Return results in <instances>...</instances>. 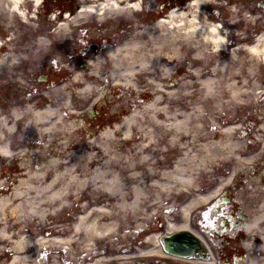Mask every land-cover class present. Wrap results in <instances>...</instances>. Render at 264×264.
Here are the masks:
<instances>
[{"label": "bare ground", "instance_id": "1", "mask_svg": "<svg viewBox=\"0 0 264 264\" xmlns=\"http://www.w3.org/2000/svg\"><path fill=\"white\" fill-rule=\"evenodd\" d=\"M6 1L10 9L21 16L20 20L29 19L22 9V0ZM88 2L93 5H89L87 9H98L102 14L99 18L101 22L106 20V15L115 14L114 19H111L114 22L119 19L115 16L129 17L133 10L140 9L138 3L129 6L127 3L121 4L115 0H89ZM4 3L5 0H0V10ZM210 3V0H194L188 6L187 11L172 13L166 20L158 21L153 28L143 32L142 37L145 36V38H141L140 34L136 33L130 45L123 46L121 49H113L109 53L110 78L115 84L134 85L129 80L130 78L137 74L151 72L158 73L166 81L173 77L172 67H169L167 63L170 65L182 63L183 50L186 47L193 48L194 58L207 63L211 56H215L219 53V49L225 46L226 40L210 18L202 16V9ZM84 10L86 9L75 17L74 24H78L87 17ZM69 20L72 22L71 19ZM249 22L253 23L254 19L250 18ZM68 24L58 28L60 33L66 36V42L71 40ZM241 53L245 56H241ZM3 61L13 65L14 59L7 55ZM102 65V62L94 65L92 70L94 76L101 73ZM263 65L264 35L248 47L242 46L240 49L232 50L230 59L218 61L212 68L211 76L203 79L199 84L196 81L180 82L179 90L166 93L160 83L151 81L157 91L162 92V95L147 105V108L134 111L124 118L116 127L117 132H115V136L121 133V143L127 147L129 143L138 138L137 156L135 158L127 156L124 150L121 152L123 154L112 150L115 137L101 131L98 138L93 139V143L99 147L97 153L87 156L89 161L86 163L88 166L104 155L108 157L102 167L93 168V172L95 169L98 172L97 179L80 183L81 178L87 176L89 172L83 170L77 173L79 169L74 164L67 167L62 174H51L50 181L43 183L48 174L60 166V158H49L46 164H34L37 168L31 167L28 174L21 175V178H25L23 183L19 184V188L23 189L22 192L11 191L7 194L9 197L0 198V243H8L11 239L7 231L9 218H12L14 226L26 225L32 220H37V223L42 225L49 216H52V213L65 209L67 205H71L70 202L82 196L99 201L115 200V205L112 206V211L100 209L89 212L86 217L82 218L74 235L69 239L40 237L32 240L23 234L25 227L19 229L14 236L19 237L21 234L23 236L19 237L10 248L13 254L8 264H55L56 254L66 252V250L74 258L89 255L99 243L117 236L122 223L133 225V228L127 227L126 237L133 230L140 229L141 224L145 223L142 216L146 202H150L151 216L161 217L168 221L166 233L187 231L191 229L188 224L189 217L204 207L215 205L216 208L217 199L221 197L220 195L217 198L218 189H211L216 186L215 181L217 184L221 182L211 176L204 188L200 184L202 176L204 177V174L209 171L212 173L220 171L225 165H229V169L222 173L219 172L220 181L225 183L222 185V190L225 194L228 190H232V195L235 196L234 203L243 207L241 214L249 219L243 229L247 237L243 243V249L248 251L251 243H256L252 246L255 251H248L247 256L239 264H264V187L262 186L264 182L260 183L251 178L250 183H245L240 188L236 186L234 191L235 181L229 182L231 178L235 180L240 176L238 169L241 166H252L258 159L256 157L243 158L245 147L242 144V135L237 129L227 132L218 130L216 117V114L223 108L227 110L228 119L232 116L238 117L240 110L244 107L256 110L261 116L264 115V112L262 113L264 101L260 100L262 81L257 78L258 69ZM195 74L199 77L200 72L195 71ZM72 80L78 84L81 82L78 75ZM84 85L87 86L80 95L82 97L89 94L94 95V90L87 83ZM69 86L68 84L63 89H56L54 92L58 96L64 93L66 96L69 94L66 91ZM187 88L195 90L187 91ZM180 92L184 93L180 94ZM165 95L182 104L193 105L191 112H185L181 108L169 112L167 106H159ZM203 101L207 102V111L210 113L205 122L198 120L204 112L203 107H206V104L199 105ZM64 103L68 106L67 101ZM61 117L62 114L58 109L48 107L41 111H33L31 106L12 111V118L16 121L1 117L0 158L10 156L7 147L4 146V138L7 135L12 137L18 135L14 133L15 126L18 122L25 120L19 137L29 140L32 149L36 147L41 149L36 158L42 159L45 151L55 146L56 141L51 130L58 129L57 134H60ZM67 118L73 120L71 115H67ZM71 122L66 128L76 132L79 126L75 121ZM135 124L139 129V136L134 133L130 137ZM44 126L48 127L43 128ZM258 133H260V138L257 140L264 141V123L261 124ZM44 137L53 140L47 148L43 145ZM56 146L58 147V144ZM51 151L49 150V154ZM167 151L179 152L181 156L171 170H164L169 163L168 158L160 157L164 156ZM84 159L87 160L83 157L82 160ZM82 167L83 165L80 164L79 168ZM112 167L115 168L111 169ZM198 188H200L199 194L190 200L191 196H194V189ZM185 192L190 193L191 196ZM221 204L222 202L220 206ZM21 209L29 210L32 214L24 215ZM180 217H183V221L176 224L173 220ZM157 231V228H153V233L146 238L147 242L141 245L142 248H147L146 245L151 244V247L149 245V248L145 250L140 249L137 256L170 258L179 261L161 249ZM120 241L123 240L120 239ZM32 250V255L26 256ZM101 262L98 261L97 264ZM190 262L200 264L198 261Z\"/></svg>", "mask_w": 264, "mask_h": 264}, {"label": "rangeland", "instance_id": "2", "mask_svg": "<svg viewBox=\"0 0 264 264\" xmlns=\"http://www.w3.org/2000/svg\"><path fill=\"white\" fill-rule=\"evenodd\" d=\"M171 1L173 0H142V11L138 13H133L131 17L124 18L125 20L120 22H118V20L114 22L106 20L101 24H97L91 18H88L85 20L87 21V23L85 25H81L84 22L81 21L80 27H76V31L72 29L71 32V42L73 46H70V51L71 49L74 50L73 56L69 57L63 55V57L59 59V62H57V66L59 67L57 68L58 72L54 73V78H50L45 83H38L37 79H39V76L41 74H45L43 70L49 66V58L47 57V54H45V52H37L35 42L32 44L28 43L29 46L24 45L21 48V51L25 52L29 57V59L27 58L28 66L26 65V68H29L30 65L34 66L33 68H29V71H31L34 76L33 85H31V87L32 90L35 87V90L31 91L30 88H28V90L22 91L19 87H17L19 90L17 93L18 100L24 99L26 96L25 94L27 92H30V95L34 96L32 97L31 101H34V98L38 97V104H35L38 107L46 105L45 103H49L52 106H59L57 100L58 95L55 94V92L52 93L51 89H48L46 85L50 84L51 81H58L59 78L61 79V75H66V73L61 70V67L66 66L67 62L69 64L71 63V67L75 64L74 75L76 73V75H78L82 81L85 80L86 83L92 88V90H94V95H88L82 98L79 94L74 93L73 97V86L71 85V88L69 89V94H67L69 95L67 101L70 102L71 107L74 106L76 108L77 113L73 116V120L67 117H61V125L59 128L60 134H57L59 131L58 129L51 130V133L54 135V138L56 137L54 139L56 141V150H52L49 154L50 148L47 149L45 151L44 157L40 160L39 158H36V155L41 151V149H38L37 147L32 149L29 140L23 139L18 136L20 134L19 132L18 135L14 136V138L9 135L4 138V146L7 147L10 156L9 158L0 159V198L9 197L7 196V194H10L11 191L22 192L23 189L19 188V184L23 183L25 178H21V175L28 174L31 167L37 168L34 166V164H46V161H48L49 158L53 157H55L56 159L60 158V166L57 168V170H52L46 177V181H43V183H47V181H50V177L52 176L51 174H62L67 167H71L74 164L76 168L79 169L76 171L77 173H81L83 172V170H87L89 172L87 176H83L81 178L80 183H83L85 181H91V179H97L98 172L96 171V169L93 172V168L99 169V167H102L108 157H101L97 159L94 164L86 166V163L89 161V155L92 153H97L96 150H91L92 146L88 143L90 141L89 138L96 136L102 130H104L105 132L108 130H114V127H116L117 125L119 126L122 120L126 118L130 114V112H132L133 110L139 111L143 107H148L147 105L153 103L155 101L154 97L157 94L155 90L156 87L151 85L148 79L160 83L162 88L164 87L169 90L173 87L172 89L179 90L180 82L187 83L191 80L185 74L187 70L184 71V68L194 67L195 70L201 72V74L203 75H201V79H196V82L199 80L202 81V79H205L207 74L210 75V73L212 72L211 66H213L218 59L227 57V55L219 53V56L221 57L216 56L217 54L213 57L211 56L210 60L207 63L196 62L192 58L193 48L186 47L183 50L182 63L179 64L183 65V67L176 66L174 67V69H172V72H177V75L174 76L176 79L173 78L171 81H164L158 73L146 72L143 74H137L129 79L134 85L115 84L113 79H111L109 76L110 67L105 52L111 50L114 46H116L118 43H121L127 38L130 39L129 41H132L131 38L135 30V24H152L158 21V18L167 19V17L172 13H183L187 11V9H183L187 5L179 4V2L176 3V5H174L172 8H179L183 10L171 11L170 7L168 6ZM259 3L260 0H211L210 5L202 9V16L210 18V21L216 25L217 23H219L222 26V31L224 32L223 34V32L221 31V34H223L224 37L226 35L228 36V44H230L231 46L234 45V47L240 49L242 47L240 45L241 40L245 39L244 41H253L255 32H258L260 29L264 28V10L259 7ZM250 9L254 10L255 13H252L254 16H256L257 14H261V19L259 20L260 22L258 21L256 26L244 20H241L239 24L235 26L232 25L236 19L242 18L243 12H250ZM131 32L132 34L130 35V37H128ZM73 42H75V44ZM91 45H97V48L94 52L88 50ZM14 49H18V47L15 46ZM83 51L85 52L82 53ZM34 52H36V54H34ZM241 56H245V54L241 53ZM67 57L69 58L68 60ZM37 61L41 65L43 63V66L40 69L38 65H36ZM87 61H91L93 63V66H89ZM100 62H104L101 70V72L103 71L104 74L100 75L99 73V77H96L92 74V70L94 68V65L99 64ZM50 71L52 73V70ZM148 74H151L152 77H148L147 79L145 76H147ZM182 74H184V76L178 77L177 79V76ZM66 77L67 76H64L61 79V84L66 79ZM257 78L262 81L260 90L263 94V67H260L258 69ZM16 79H24V77L20 75H14L13 79H10L9 82L6 83L7 86H15L16 84H14L13 81H15ZM69 81L71 84V79ZM172 84H174V86H171ZM66 85L67 84H65L64 87ZM57 89H61V87ZM45 90V95L47 98H44L47 99V101L44 100L42 95V92H44ZM192 90L195 89L187 88V91ZM105 92H107V94ZM162 99L163 101L160 105H166L168 107L169 112H172L174 109L179 108L180 104L182 103L180 101H174L167 96ZM98 100H100V102H98ZM262 101H264V99ZM203 104H206V107H203L204 112L201 113L202 115L198 119L201 122H205L206 118L210 116V113L207 111V102L203 101L199 105L202 106ZM183 105V109L188 112H190L191 106H193H188L186 103H184ZM89 109H93L94 111L101 113V117L98 121L94 119L95 115L93 116V118L88 116ZM240 112V116H232L230 119H228V113L225 108L221 109L216 114L217 125L219 126L226 125V122H233L237 124V128H240V125H242V130H239L238 133L242 135V144L245 147L243 158L256 157V159H258V161L251 166L252 170L254 167L258 168V171L255 172V174L252 173L250 169H247L246 165L241 166L238 169L240 179L239 177L236 179V184L233 187V191L235 190L236 186L240 188L243 184L250 183L252 176H255V178H253V180L255 181H259L261 179L263 180V176L260 175V171L262 163H264V152L263 149L260 147L259 141L256 139L260 138V133H258V128L260 125L259 113L256 110L246 109L245 107L240 110ZM263 112L264 110L262 109V113ZM65 114L67 116V113ZM82 115L85 116L86 120L83 124L80 122V119L83 117ZM71 121H75V123L80 127L79 131L72 132L71 130L66 128L68 124L72 123ZM88 122L90 124H88ZM197 123L200 124V122ZM107 124H110V126H107ZM87 125L89 128L92 129L89 130V132L87 130ZM82 126L83 128H81ZM18 127L21 128L22 123H19ZM46 127L48 126H44L43 128ZM62 128L66 129L61 130ZM89 133H92V135L90 136ZM106 134L110 133L107 132ZM111 135L114 136L115 133ZM137 135L139 136V134ZM120 137L121 133H118L115 136V141L112 150L120 154H123L121 152L124 150L127 156L130 155L135 158L137 156L136 147L139 143L137 141L138 138L135 141L129 143V147H127V145H122ZM44 139L49 140V138L46 137H44ZM246 139L252 140V142H248L246 141ZM20 142L23 143L21 144ZM64 142L65 144H63ZM160 142L163 143V141ZM49 143L50 142L44 141L43 145H45V148L49 147ZM56 144H58V147L60 145V148H58ZM250 144H252V146H250ZM261 152L262 154H260ZM178 156L179 154L177 152L175 153L173 151H167L164 156L160 157H168V167H170L169 169H171L173 162L178 158ZM77 157H80V159H77ZM83 157L87 158V160H82ZM80 164L83 165L82 168H79ZM114 168L115 167H112L111 169ZM226 169H229V165L223 166L220 171L217 170L216 172H211V174L209 173V176L207 175V173L204 174V177L206 179L203 183H207V181H209L208 178H210L211 176L214 177L213 179L216 178L220 182L221 176L219 175V172L222 173ZM204 177L202 176V178ZM213 179L211 181H213ZM62 182H64V180ZM215 183L216 185H218L217 181H215ZM84 190L88 189L84 188ZM87 193H90V191H87ZM31 195L34 196L35 194ZM227 197L231 198V201L230 203L227 202L226 206L236 210L237 208L235 206L237 205L233 201L235 199V196L230 193L229 195H227ZM70 203L71 205H67L65 209L61 211L59 209L57 212L52 213V216H49L46 219V222L42 225L37 223V220H32L26 225L21 224L14 226L13 221L11 220L12 218H9V225L7 231L11 239L8 243H0V264H8L9 260L11 259L13 253L10 252V248L13 246V244L17 241L19 237L23 236L22 234L19 237L14 236V234L19 229L25 227V231L23 232V234L29 236L32 240H36L40 235H52L53 232L59 230L62 232L61 234L66 235L67 237H71L74 235L76 227L81 223L82 218L86 217L89 212L98 210V208H100L99 205L106 210L109 209L110 211H112V206L115 205V200L107 202L103 200L99 201L89 199L85 196H82L80 199H76V201H72ZM21 213L24 215L32 214L29 210H22ZM143 213L144 214L142 217L145 219V223L141 224L140 229H137L135 231L133 230L128 237H126V229L128 226L133 228V225H130V223H122L121 228L118 229L119 233L117 236L99 243L95 250H93L89 255L74 258L72 254L68 250H66V252L64 251L56 254L57 262H55V264H97L98 261H102L101 264H136L137 259L142 260L140 258H137V254L141 249V245L144 244L143 241L147 237L150 230H152L153 228H166L163 219L158 218L156 220H152L154 219V217L151 216L150 211L146 213L143 210ZM191 221L192 223H190V226H194L197 222V220ZM63 235H60V237H63ZM226 238L229 239L227 240V242L234 240V238H231L230 236H226ZM120 239H122L123 241L119 242ZM208 244L210 245L211 243L208 242ZM149 245L151 247V244ZM210 246L213 253H215L214 251H216V253L219 252L218 249L220 246H218V248L213 247L212 245ZM237 249L238 248L235 247L236 251H238ZM240 251H244V249L242 250V248H240ZM244 252L246 253L247 251ZM32 253L33 250L29 251L26 256H30L32 255ZM215 257H217L216 254ZM146 262L150 263L151 260H146Z\"/></svg>", "mask_w": 264, "mask_h": 264}, {"label": "flooded vegetation", "instance_id": "3", "mask_svg": "<svg viewBox=\"0 0 264 264\" xmlns=\"http://www.w3.org/2000/svg\"><path fill=\"white\" fill-rule=\"evenodd\" d=\"M38 3L37 8H33L32 4L25 3L27 7V11L30 9H34L35 13L31 14L32 18V24L34 25V28L32 29H25L24 31H21L18 33L22 35V38L20 40V45H24L27 43H34L38 40L39 37L43 35V33L47 30L48 26H53V23L49 22V18L54 16V12H67V11H72L75 12L77 9V1L76 0H36ZM58 15V14H56ZM59 21V19L57 20ZM6 22L2 19H0V43L3 46L2 48L0 47V57L3 56V53L5 52L6 49L10 47L8 40L10 39L7 38L8 35H13V32H10L5 28ZM52 49L55 50L56 46L53 45ZM16 54L20 55L19 51H16ZM54 54H51L50 57H53ZM44 61V60H43ZM36 65H38L39 69L43 66L37 61ZM28 66V65H27ZM34 66L30 65L29 68H33ZM29 68H24L23 70L20 71L23 77L26 78V81L29 83L33 84V79L31 75L28 73ZM52 70V73L51 71ZM55 68L54 67H47L43 70L45 74L43 78V82L49 80L50 78H54V73H55ZM53 80V79H52ZM0 82H5V79L0 78ZM38 82V79H37ZM42 83V82H41ZM3 84V83H2ZM1 84V85H2ZM0 85V86H1ZM49 87L54 86V81H51V83L48 85ZM37 87V86H36ZM4 94L3 90L0 91V96ZM245 219L238 216L236 213L231 216H227L225 220V224H222V222H218V218H213L212 221H209L207 223V228L209 230V233L213 234H219L222 235L228 230H241L242 227L241 225L244 224ZM223 225V226H222ZM157 264V263H154Z\"/></svg>", "mask_w": 264, "mask_h": 264}, {"label": "water", "instance_id": "4", "mask_svg": "<svg viewBox=\"0 0 264 264\" xmlns=\"http://www.w3.org/2000/svg\"><path fill=\"white\" fill-rule=\"evenodd\" d=\"M164 249L168 253H173L181 256L188 255L189 252L186 250H189L193 245H196V240L192 237V235L186 231L178 232L170 237H165L161 240ZM185 244L184 247L181 245ZM185 249V250H183Z\"/></svg>", "mask_w": 264, "mask_h": 264}]
</instances>
